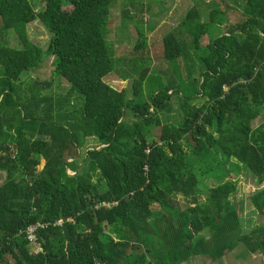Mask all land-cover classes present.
<instances>
[{
    "label": "trees",
    "instance_id": "trees-1",
    "mask_svg": "<svg viewBox=\"0 0 264 264\" xmlns=\"http://www.w3.org/2000/svg\"><path fill=\"white\" fill-rule=\"evenodd\" d=\"M115 1L0 0V264H185L240 246L264 260V223L245 229L226 181L233 162L264 185V0H244L236 25L212 10L209 23L228 28L204 46L209 24L190 10L181 26L204 53L189 57L188 37L169 34L164 59L183 61L185 80L150 83L141 55L133 98L104 80L117 65ZM38 20L47 50L28 35ZM147 48L139 37L136 51ZM48 58L65 93L54 94L52 79L22 81ZM202 177L212 186L202 189ZM250 200L264 216V190ZM38 225L36 253L28 230Z\"/></svg>",
    "mask_w": 264,
    "mask_h": 264
},
{
    "label": "rangeland",
    "instance_id": "rangeland-1",
    "mask_svg": "<svg viewBox=\"0 0 264 264\" xmlns=\"http://www.w3.org/2000/svg\"><path fill=\"white\" fill-rule=\"evenodd\" d=\"M243 1L244 0H116L111 9L112 23L110 25L111 30L108 33V47L111 54L113 51L117 63V71L115 68L113 73L105 77V82L118 91H127L128 98H133L132 85L135 75H132L131 69L134 60L144 55V58L147 59V66L150 68L148 79L150 83H154L160 78L163 81L164 79L166 81L171 80L180 84L181 78L183 77V80L186 78V67L181 60H178L176 63H169L164 59V38L171 33L181 38L188 37L189 47L186 54H188L189 57H192L195 53L203 54V49L199 50L200 52L192 50L193 37L189 35L190 32L185 26H181V23L185 20L190 10L196 8L200 12L201 22L209 24V34L201 40V44L204 46L209 43V37H216L221 33V29L222 32L225 33L228 28L227 26L220 27L210 24V12L215 9H221V11L226 9L228 10L230 25H236L243 19L241 11ZM208 2L210 4H208ZM33 6L36 13L41 12L44 8V5L38 1H33ZM220 17H222V15H220ZM123 18H126V20L123 21ZM28 35L34 44L47 50L51 40V34L39 20L28 26ZM141 36L147 38L148 48L145 53L140 54L136 51V46ZM8 43L13 47L19 46L13 34L9 35ZM53 60V58L46 59L39 70L24 74L22 76V81L29 83L52 79V91L54 94L65 93L68 89L67 84L64 81L62 82L52 77ZM124 78L128 80L125 81ZM145 89H147L146 86ZM146 91L147 90H145V92ZM194 104L200 105L201 101L195 102ZM262 114L264 119V110ZM169 115L171 121L175 120V118H177L176 110L171 114L169 113ZM97 145L98 142L95 139H90L87 144L88 147H95ZM83 154L84 152L81 153V157ZM71 161L72 160L69 162ZM44 166L45 161L42 160L38 170L41 171ZM80 167L83 168L84 165L81 164ZM242 168L243 167H239L236 163L232 162L227 167L228 178L226 181L232 182L236 186V191L230 199L232 204L238 209L244 221L245 229L250 230L264 223V216L255 213V209L250 200L253 195L264 190V185L260 186L254 176L250 172L244 171ZM69 174L73 175L71 171H69ZM210 180L209 178L202 177L200 184L201 188L208 189L212 186ZM153 208L157 209L158 207L154 206ZM164 230L165 227L162 226L161 237L164 236ZM107 233L109 234L110 232L107 231ZM249 256L250 255L246 253L242 254L244 259H248ZM196 258L198 259L199 257L197 256ZM257 258L260 259L261 264H264L262 257L258 256ZM221 260L224 259L213 261L211 258L209 259V261H211L209 263L213 264ZM11 261L13 260L11 259Z\"/></svg>",
    "mask_w": 264,
    "mask_h": 264
},
{
    "label": "crops",
    "instance_id": "crops-1",
    "mask_svg": "<svg viewBox=\"0 0 264 264\" xmlns=\"http://www.w3.org/2000/svg\"><path fill=\"white\" fill-rule=\"evenodd\" d=\"M244 251H245L244 248L240 246L235 251L225 256L223 258L224 260H221L219 262H214V263L215 264H261L260 259L257 258L258 256H249L248 259H244L242 257V254L244 253ZM198 257H199L198 259L196 257L191 258L185 264H210L209 262H211L209 261V259H211L209 256H198Z\"/></svg>",
    "mask_w": 264,
    "mask_h": 264
},
{
    "label": "built area",
    "instance_id": "built-area-1",
    "mask_svg": "<svg viewBox=\"0 0 264 264\" xmlns=\"http://www.w3.org/2000/svg\"><path fill=\"white\" fill-rule=\"evenodd\" d=\"M147 153H150V151L148 150ZM147 171V170H146ZM107 206V207H112V206H116L117 204L116 203H113V204H103L102 206ZM63 222H59L58 224H62ZM38 227H43L41 225H38V226H34V227H31L29 230H28V239L30 242H32L33 244H36L37 243V237H36V231L38 229ZM42 249L39 245L36 244V253H39L41 252Z\"/></svg>",
    "mask_w": 264,
    "mask_h": 264
}]
</instances>
